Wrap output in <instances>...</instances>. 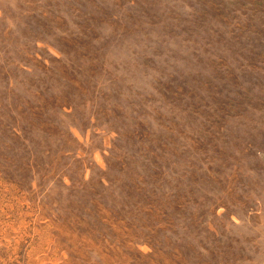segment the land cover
<instances>
[{
    "label": "rangeland",
    "instance_id": "rangeland-1",
    "mask_svg": "<svg viewBox=\"0 0 264 264\" xmlns=\"http://www.w3.org/2000/svg\"><path fill=\"white\" fill-rule=\"evenodd\" d=\"M0 264H264V0H0Z\"/></svg>",
    "mask_w": 264,
    "mask_h": 264
}]
</instances>
